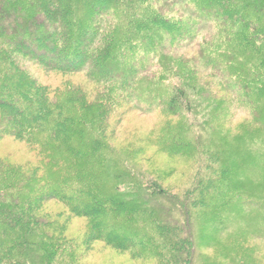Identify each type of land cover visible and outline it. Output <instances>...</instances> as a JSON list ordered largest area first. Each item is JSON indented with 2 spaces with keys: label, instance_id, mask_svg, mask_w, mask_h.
<instances>
[{
  "label": "trees",
  "instance_id": "1",
  "mask_svg": "<svg viewBox=\"0 0 264 264\" xmlns=\"http://www.w3.org/2000/svg\"><path fill=\"white\" fill-rule=\"evenodd\" d=\"M175 4L190 16H175ZM0 11L11 15L9 31L0 27V144L16 146L10 166L0 156L9 173L0 181V264H83L95 244L133 263L194 264L193 218L208 191L179 199L121 162L107 131L136 110V93L157 94L168 80L169 95L157 97L170 115L201 107L190 97L200 88L170 52L196 46L206 26L223 35L214 45L229 57L220 67L210 51L219 74L237 64L226 75L240 101H264V0H0ZM30 68L103 91L49 90ZM176 140L172 155L184 146ZM73 220L84 223L76 237Z\"/></svg>",
  "mask_w": 264,
  "mask_h": 264
},
{
  "label": "rangeland",
  "instance_id": "2",
  "mask_svg": "<svg viewBox=\"0 0 264 264\" xmlns=\"http://www.w3.org/2000/svg\"><path fill=\"white\" fill-rule=\"evenodd\" d=\"M173 10L175 16H190L185 5L175 4ZM10 16V12L0 11V27L8 31ZM199 33L196 46L172 51L170 55L180 61L176 64L184 67V73L200 88L195 94L190 93V97L201 107H188L173 117L157 94L166 88L168 96L175 81L154 85L155 90L161 91L136 93L139 106L110 127L112 132L108 135L107 131V142L119 153L121 162L135 164L146 179L151 177L179 199L184 197V191H208L207 205L199 207L193 218L194 264H264V101L259 98L249 104L240 101L241 92L234 76L226 75L237 64L225 67V74H219L212 64L217 56L209 55L210 51L221 55L217 63L220 67L229 64V57L220 54L214 45L223 41V35L217 34L214 26H206ZM29 70L49 90L73 85L86 93L103 91L102 86L93 85L81 76L45 74L37 68ZM179 137L184 139V146L172 155L167 149L174 147ZM14 149L16 146L10 143L0 144L4 167L14 161L9 153ZM93 170V173L85 171L95 178L96 167ZM8 174L0 173V181ZM99 183L104 188L111 184L106 176ZM21 191L26 189L21 187ZM199 198L197 195V201ZM83 225L78 220L71 222L75 237ZM99 247L103 246L95 244L89 258H83L82 263L108 264L109 261L110 264L112 260L111 264H155L152 259L133 263L124 255L115 257L106 249L99 251Z\"/></svg>",
  "mask_w": 264,
  "mask_h": 264
}]
</instances>
